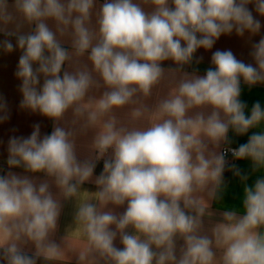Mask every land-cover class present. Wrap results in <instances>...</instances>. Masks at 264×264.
<instances>
[{"label": "clouds", "instance_id": "9594fccd", "mask_svg": "<svg viewBox=\"0 0 264 264\" xmlns=\"http://www.w3.org/2000/svg\"><path fill=\"white\" fill-rule=\"evenodd\" d=\"M249 5L264 17V0H0V50L20 52L19 107L52 122L50 134L34 123L8 139L0 264H60L69 252L76 264H264V176L247 183L264 173V107L246 115L240 99L242 81L264 85V36L252 63L217 49L203 75L192 68L222 35L260 34ZM252 129L231 146L230 132ZM226 170L243 185L242 211L212 208ZM68 201L73 227L57 243Z\"/></svg>", "mask_w": 264, "mask_h": 264}, {"label": "crops", "instance_id": "0c3cea01", "mask_svg": "<svg viewBox=\"0 0 264 264\" xmlns=\"http://www.w3.org/2000/svg\"><path fill=\"white\" fill-rule=\"evenodd\" d=\"M103 2V0H100ZM250 10L253 11V15L261 21L262 27L260 34L253 36L251 40L248 39V34L244 37H238L234 32L231 35H222L211 50L198 49L195 54L196 57H203L201 63L193 64L192 68H197L199 74L203 75L207 68L212 67L211 55L217 49L220 50H232L237 59L243 60L245 63H252L249 52L251 51V43L258 42L261 36H264V17L259 16L254 11V6L249 5ZM4 39L3 35L0 34V40ZM13 42L14 38H13ZM20 52L16 50L10 54H5L0 50V96L7 100L8 107L10 110V119L6 122L0 123V169L7 171V142L10 136H28L32 131V125L34 123L41 124V133L50 134L52 131V122L41 116L38 113H31L30 111L21 109L19 107L22 99V94L19 91V84L21 83L14 75L17 68L18 59ZM171 65L170 61L164 62V66L168 67ZM192 68L188 70L191 71ZM242 92L240 99L247 104L246 115L250 114L252 105L259 101L261 106L264 107V85H255L249 88L247 85L241 82ZM13 129L16 131L14 132ZM259 129H252L248 134L244 136H235L233 133H229L230 138L233 140L232 147H238L242 143H246L248 135H251L253 131ZM229 164L235 163L244 172H250L251 162L248 160L236 161L233 158L227 159ZM103 169V161L99 162L94 175H99ZM13 171L21 172V169H13ZM42 175V174H38ZM264 176V173H256L250 175L248 184L254 183L255 179ZM225 189L223 192V198L219 203H213L212 208L215 211H223L231 208H236L242 211V196H243V185L239 181V178L234 177L230 171H225ZM89 191H95L96 187L94 184L86 183L83 186ZM55 191V189H53ZM123 209H120L122 211ZM73 212L74 202L68 201L64 204L62 214L59 219L58 230L53 237L57 243H61L63 237L66 235V230L73 227ZM218 218V217H217ZM81 243L79 233H72L67 244L69 247H77ZM118 243V242H117ZM68 259L60 264H76L75 257L69 252L67 253ZM38 264H44L43 261H38Z\"/></svg>", "mask_w": 264, "mask_h": 264}, {"label": "built area", "instance_id": "2783aa9c", "mask_svg": "<svg viewBox=\"0 0 264 264\" xmlns=\"http://www.w3.org/2000/svg\"><path fill=\"white\" fill-rule=\"evenodd\" d=\"M231 158H233V157L231 156V153H229V154L227 155L226 159H231Z\"/></svg>", "mask_w": 264, "mask_h": 264}]
</instances>
